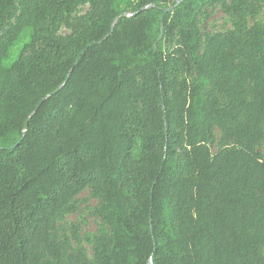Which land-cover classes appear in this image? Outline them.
<instances>
[{"label":"trees","instance_id":"1","mask_svg":"<svg viewBox=\"0 0 264 264\" xmlns=\"http://www.w3.org/2000/svg\"><path fill=\"white\" fill-rule=\"evenodd\" d=\"M216 1L0 0V264H264V27L205 37ZM87 188L92 262L54 234Z\"/></svg>","mask_w":264,"mask_h":264},{"label":"rangeland","instance_id":"2","mask_svg":"<svg viewBox=\"0 0 264 264\" xmlns=\"http://www.w3.org/2000/svg\"><path fill=\"white\" fill-rule=\"evenodd\" d=\"M89 7L90 3L82 4L73 14L67 15L54 34L63 38L71 35L78 28L76 18L86 14ZM239 23L245 24L246 32L258 24L264 27V0H248L242 6L241 11L233 10L232 0H219L206 5L200 19V27L205 37L217 32L234 30ZM165 46L168 50L177 48L179 35L175 33L167 40ZM180 78L191 81L194 79V72L192 70L182 71ZM232 144L233 141L227 140L220 129L216 128L213 142L209 146L215 154L222 147ZM257 149L264 158V140L257 146ZM73 204L75 209L66 211L56 218L54 234L65 245V249H84L89 262H92L95 238L99 235L109 236L110 233L108 224L100 215L103 197L96 194L93 189L87 188L73 199ZM87 237H90L92 242H89Z\"/></svg>","mask_w":264,"mask_h":264}]
</instances>
